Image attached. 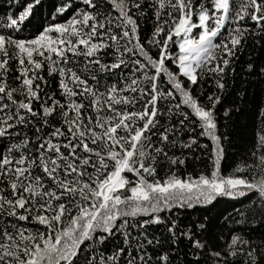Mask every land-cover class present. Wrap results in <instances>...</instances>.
I'll return each instance as SVG.
<instances>
[{
  "label": "snow or ice",
  "instance_id": "6c2138e0",
  "mask_svg": "<svg viewBox=\"0 0 264 264\" xmlns=\"http://www.w3.org/2000/svg\"><path fill=\"white\" fill-rule=\"evenodd\" d=\"M11 3L20 10L0 34V264H173L179 237L191 264H264V241L232 234L216 251L201 238L206 223L181 230L171 215L254 192L240 215L264 221V107L252 162L223 175L220 96L193 93L209 75L222 90L245 41L264 42V0H56L46 14L44 0ZM145 9L153 28L142 40ZM247 67L264 84V62ZM185 109L213 143L209 174L174 171L185 159L172 150L197 143L179 138ZM151 224H166L167 247Z\"/></svg>",
  "mask_w": 264,
  "mask_h": 264
},
{
  "label": "trees",
  "instance_id": "16d2710c",
  "mask_svg": "<svg viewBox=\"0 0 264 264\" xmlns=\"http://www.w3.org/2000/svg\"><path fill=\"white\" fill-rule=\"evenodd\" d=\"M53 2L56 0H44L45 14ZM19 10V7L11 3V0H0V34L11 31V29H3L2 25L7 16L18 13ZM149 11L145 9L144 17L139 21L142 40L151 34L153 28V18L148 15ZM69 14L65 13V16ZM247 23L250 27L252 26L250 20ZM33 31L34 29L26 27L23 32L15 33V35L23 37ZM173 47L175 48V45ZM175 50L178 51V48ZM156 52L157 49L153 48L152 54L155 55ZM249 62H264V42L258 35L248 38L233 57L232 63L223 75L221 82L224 84V88L222 90L216 86L215 79L211 75L205 76L199 86H193V93L201 102L206 103L205 97L209 94L220 96L215 112L218 134L222 136L221 144L224 149L221 160L223 175L231 173L237 163L252 162L251 149L256 141V132L260 123L257 117L260 107H264V84L258 82L257 76L249 74L247 67ZM44 74L47 75L46 72ZM51 87L55 88V83H52ZM185 110L189 112V120L179 138L187 141L189 136H194L197 143L189 149H182L177 144L176 148L172 150L175 155L185 159V164L177 165L174 171L181 178L189 174L196 177L202 172L209 174L213 159V143L208 137L199 135L201 129L197 126V118L189 109ZM182 118L183 116L180 117V119ZM172 123H177L176 117H172ZM189 128L194 131H188ZM167 169V164L161 165L158 169L160 178L164 177ZM236 174L248 176L251 179L250 171ZM254 197V192H249L244 197L219 196L210 205H194L192 209H173L171 215L178 219V228L181 230L192 228L200 222L206 223L209 227L201 238L213 250L223 252L232 234L242 235L246 239H251L255 245H260L264 241V221H253L251 213L246 212L248 220L252 221L246 223L240 215L252 204ZM162 215L167 214L162 213ZM143 219H147V217H143ZM146 229L149 238L154 236L167 247L165 241L169 233L166 224L146 225ZM177 235L179 237V232ZM179 239L181 243L172 245L169 249L173 253V264H191L194 259L191 252L195 250L191 249L187 239L183 237H179ZM113 243H120V240L114 239ZM149 247L151 248V246ZM156 248L159 249L160 245H156ZM231 259L230 257L229 260ZM201 264H204L202 258ZM236 264H243V260L239 256L236 259Z\"/></svg>",
  "mask_w": 264,
  "mask_h": 264
}]
</instances>
